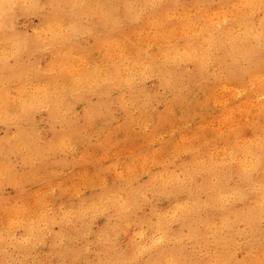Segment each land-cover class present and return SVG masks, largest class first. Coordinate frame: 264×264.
<instances>
[{
  "label": "clouds",
  "instance_id": "1",
  "mask_svg": "<svg viewBox=\"0 0 264 264\" xmlns=\"http://www.w3.org/2000/svg\"><path fill=\"white\" fill-rule=\"evenodd\" d=\"M0 264H264V0H0Z\"/></svg>",
  "mask_w": 264,
  "mask_h": 264
}]
</instances>
